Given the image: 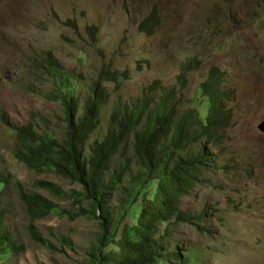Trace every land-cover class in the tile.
Returning a JSON list of instances; mask_svg holds the SVG:
<instances>
[{
	"label": "rangeland",
	"instance_id": "rangeland-1",
	"mask_svg": "<svg viewBox=\"0 0 264 264\" xmlns=\"http://www.w3.org/2000/svg\"><path fill=\"white\" fill-rule=\"evenodd\" d=\"M155 6L161 23L148 34L139 25ZM91 25L98 27L96 40ZM45 51L71 74L65 90L81 105L103 69L119 77L101 82L109 101L88 143L107 135L116 106L138 103L154 81L164 91L175 88L189 59L201 65L187 75L186 88L178 94L187 100L185 106L194 98L202 101L199 85L219 67L231 122L221 144L209 148L219 161L179 201L191 218L204 211L203 220L178 225L172 237L187 251L186 264H264V0H0V177L6 182L0 193L3 224L12 239L0 252V264H90L101 234L93 216L77 217L80 207L73 194L79 186L51 170L31 169L16 156L13 126L34 123L39 134L58 140L66 134L64 103L50 98L58 86L35 59ZM56 80L63 81L60 75ZM128 157L130 145L115 163ZM129 179L130 174L122 181ZM41 181L54 183L63 194L39 187ZM154 188L136 195L132 208L140 209ZM124 189L121 185L108 196L116 211L125 200ZM21 191L48 199L53 210L32 221ZM121 214L115 215L119 238L123 225L132 222V211L127 218ZM31 224L46 246L33 238ZM116 251L110 246L105 253Z\"/></svg>",
	"mask_w": 264,
	"mask_h": 264
},
{
	"label": "trees",
	"instance_id": "trees-1",
	"mask_svg": "<svg viewBox=\"0 0 264 264\" xmlns=\"http://www.w3.org/2000/svg\"><path fill=\"white\" fill-rule=\"evenodd\" d=\"M160 19L155 6L139 28L153 34ZM71 26L78 28L77 24ZM89 33L96 40L98 27L91 25ZM35 59L40 62V70L53 76L58 87L51 90L50 98L64 103L68 125L61 140L39 134L34 123L13 126L18 142L16 156L31 169L51 170L81 188L79 193L73 194L74 202L80 207L77 217L93 216L101 230L90 264H186L189 255L174 244L172 232L180 224L203 220L204 211L191 218L180 208L179 201L188 196L200 182L199 177L219 161V155L211 153L209 148L221 144L232 117V111L224 104L228 91L219 87L224 76L220 68L213 67L199 85L202 101L194 98L185 106L187 100L178 94L186 88L187 75L201 65L196 58L189 59L180 67L175 88L164 91L161 83L154 81L138 103L116 106L107 135L100 141L88 143L109 101L108 90L101 82L117 81L116 72L103 69L100 81L93 85L81 105L73 92L69 94L65 90L71 83V74H66L53 52L45 51L41 59ZM58 75L63 79L60 83L56 80ZM129 145L131 157L118 165L116 158L124 154ZM129 174V181L123 183V176ZM5 184L0 177V188H5ZM153 184L151 198L146 199L140 209L132 208L137 203L135 196ZM121 185L125 186V200L120 202L122 205L117 211L124 218L132 211V222L123 225L119 238L121 223L115 224L117 211L111 207L108 196ZM38 186L59 196L63 194L52 182L41 181ZM1 196L0 193V252L6 245H12L11 235L3 224ZM20 197L32 221L48 216L54 208L51 201L36 193L21 191ZM84 204L87 208H83ZM196 226L206 232L200 225ZM30 232L39 244L46 246L33 224ZM110 246L117 251L106 254Z\"/></svg>",
	"mask_w": 264,
	"mask_h": 264
},
{
	"label": "water",
	"instance_id": "water-1",
	"mask_svg": "<svg viewBox=\"0 0 264 264\" xmlns=\"http://www.w3.org/2000/svg\"><path fill=\"white\" fill-rule=\"evenodd\" d=\"M264 128V121H262V124L260 125V129Z\"/></svg>",
	"mask_w": 264,
	"mask_h": 264
},
{
	"label": "bare ground",
	"instance_id": "bare-ground-1",
	"mask_svg": "<svg viewBox=\"0 0 264 264\" xmlns=\"http://www.w3.org/2000/svg\"><path fill=\"white\" fill-rule=\"evenodd\" d=\"M263 86H264V85H263ZM263 86H262V87H263ZM255 87H256V86H255ZM258 87H259V86H258ZM262 87H261V88H262Z\"/></svg>",
	"mask_w": 264,
	"mask_h": 264
}]
</instances>
